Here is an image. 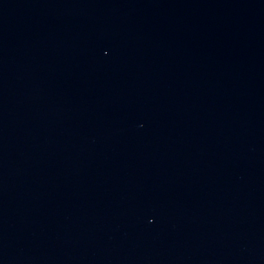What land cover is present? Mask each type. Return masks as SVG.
Instances as JSON below:
<instances>
[{"label": "water", "instance_id": "95a60500", "mask_svg": "<svg viewBox=\"0 0 264 264\" xmlns=\"http://www.w3.org/2000/svg\"><path fill=\"white\" fill-rule=\"evenodd\" d=\"M0 264H264V0H0Z\"/></svg>", "mask_w": 264, "mask_h": 264}]
</instances>
